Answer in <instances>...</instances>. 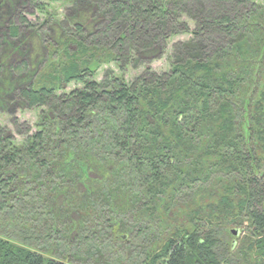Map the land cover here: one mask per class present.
I'll return each instance as SVG.
<instances>
[{"label":"trees","instance_id":"trees-1","mask_svg":"<svg viewBox=\"0 0 264 264\" xmlns=\"http://www.w3.org/2000/svg\"><path fill=\"white\" fill-rule=\"evenodd\" d=\"M32 2L58 38L0 58V103L41 109L0 127V264H264V0Z\"/></svg>","mask_w":264,"mask_h":264},{"label":"rangeland","instance_id":"rangeland-1","mask_svg":"<svg viewBox=\"0 0 264 264\" xmlns=\"http://www.w3.org/2000/svg\"><path fill=\"white\" fill-rule=\"evenodd\" d=\"M207 1L208 5L206 6L205 11L206 13H211L213 12V10L211 8L210 0ZM41 2L50 3L49 0H41ZM3 5H5L4 8ZM51 7L57 8L58 19H63V15L66 13V11L67 14H69L72 10V8H70V4L67 3V0H53L48 6V10H50L49 8ZM14 9H16V13L12 15ZM35 10L36 8L33 5L32 0H7L6 2L0 0V38L3 39L0 49V58L2 59L4 67H10L11 69L13 66L21 65V63L23 64L24 62L32 71L36 67V65L38 66V68H41L44 64L47 63L49 59L48 50L47 48L40 45L39 36L42 34L46 43H55L58 38V35L55 32L57 28L56 26L44 24L43 26H40V31L42 33H36L35 29L42 23V18L40 16V20H36L38 14H33ZM21 15H25L26 18L32 20L33 25H28L26 28L25 26H21V35L19 37L12 36L11 26L14 24L18 25L20 23ZM8 17L13 18L8 19ZM5 37H7L8 39L4 41ZM189 37L190 36L184 35L174 38L169 44L165 55L152 63V68L157 72L167 71L170 67V57L175 56L172 54V46L175 43L188 40ZM209 40V43L216 42V39L214 38H209ZM8 41L12 42L13 44H9ZM171 60L173 59L171 58ZM110 67L111 66H104L103 68H101L97 76L95 77V80H102L104 71ZM112 69L116 71V68ZM140 69H138L136 72L134 71L133 74L135 75L136 73L140 72ZM131 76H133L131 73H128L126 75V77L128 78ZM80 87H82V85L77 83L65 85L64 89L60 90V94L72 91L73 89ZM40 111V108H28L25 105H22L17 97L4 95V100L2 103H0V127H9L12 132H14L17 139H22L21 137H26L29 134V129H31L32 131L35 130L38 121V114ZM233 229L237 230L238 233L237 235H234L232 241L235 242L236 247H238L240 241L243 237L246 236V234H244V230L242 228H232V230ZM53 254L57 255L58 253L53 252ZM135 262L136 261H134L133 264H135ZM74 264L93 263L92 261H87L85 263L75 261Z\"/></svg>","mask_w":264,"mask_h":264},{"label":"water","instance_id":"water-1","mask_svg":"<svg viewBox=\"0 0 264 264\" xmlns=\"http://www.w3.org/2000/svg\"><path fill=\"white\" fill-rule=\"evenodd\" d=\"M233 233H234V235H237L238 232L237 231H234Z\"/></svg>","mask_w":264,"mask_h":264}]
</instances>
